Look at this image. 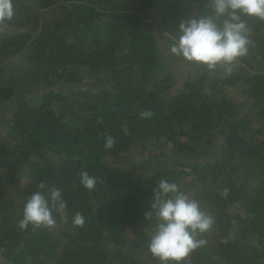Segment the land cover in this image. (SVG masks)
Instances as JSON below:
<instances>
[{
  "label": "trees",
  "instance_id": "trees-1",
  "mask_svg": "<svg viewBox=\"0 0 264 264\" xmlns=\"http://www.w3.org/2000/svg\"><path fill=\"white\" fill-rule=\"evenodd\" d=\"M12 3L0 22V264H159L144 212L162 179L213 217L183 264H264V20L244 17L247 55L210 70L169 47L211 0ZM21 55L29 71H8ZM51 187L64 218L20 229L25 200Z\"/></svg>",
  "mask_w": 264,
  "mask_h": 264
},
{
  "label": "clouds",
  "instance_id": "clouds-1",
  "mask_svg": "<svg viewBox=\"0 0 264 264\" xmlns=\"http://www.w3.org/2000/svg\"><path fill=\"white\" fill-rule=\"evenodd\" d=\"M211 15H200L181 20L177 36L169 52L185 62L214 69L224 66L231 71L235 62L247 55L251 43L244 17L264 20V0H211ZM14 15L12 0H0V22L11 20ZM151 111L139 113L141 119L150 118ZM114 138L106 136L104 148L111 149ZM79 183L87 190L96 185V178L86 171L80 173ZM41 182L38 189H44ZM226 193V190H225ZM222 193V194H225ZM66 203L61 191L48 188L33 192L25 200L20 229L33 227L52 228L56 224L55 212L64 218ZM154 216L157 223L148 241L147 250L159 264H183L188 255L206 241L197 237L210 230L213 217L202 210L197 200L180 190L176 183L160 180L153 189L151 210L144 217ZM73 226H82L84 217L79 212L71 218Z\"/></svg>",
  "mask_w": 264,
  "mask_h": 264
},
{
  "label": "rangeland",
  "instance_id": "rangeland-1",
  "mask_svg": "<svg viewBox=\"0 0 264 264\" xmlns=\"http://www.w3.org/2000/svg\"><path fill=\"white\" fill-rule=\"evenodd\" d=\"M10 61H13V64H12V62H10ZM9 62H10V64H12V65H10V66H8L7 67V69H8V71H10V70H12L13 69V67H14V65H17L18 66V68L20 69V70H25V71H29V69H30V65L28 64V61H27V59L25 58V56H18L16 59H13V60H9ZM177 65V64H176ZM176 65H174V67L176 66ZM177 70H180V69H177ZM14 78H15V81H14V83L13 84H10V86H12V87H14V86H20V87H24L25 85H26V83H24L23 82V80L25 79V78H19V79H17L15 76H14ZM24 91V90H23ZM234 94V92H232L231 93V95H233ZM4 109H2L1 111H3ZM3 125L5 126V122L2 124V127H3ZM146 153H148V152H145V154L144 155H146ZM143 156V155H142ZM140 159H143L141 156L138 158V161L140 160ZM156 172V170H155V168L154 169H152V171L150 172V173H148L147 175H152V174H154ZM146 176V175H145ZM64 231V230H63ZM62 231V232H63Z\"/></svg>",
  "mask_w": 264,
  "mask_h": 264
}]
</instances>
